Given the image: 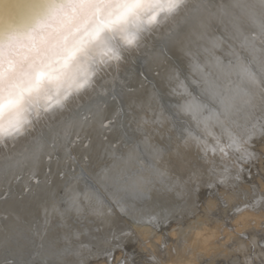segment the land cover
Returning a JSON list of instances; mask_svg holds the SVG:
<instances>
[{
	"label": "clouds",
	"instance_id": "9594fccd",
	"mask_svg": "<svg viewBox=\"0 0 264 264\" xmlns=\"http://www.w3.org/2000/svg\"><path fill=\"white\" fill-rule=\"evenodd\" d=\"M218 6L216 0H178L168 10L166 0H90L76 5L74 13L73 5H65L68 15L49 21L50 26L44 30L37 27L38 21L20 30L34 36V47L33 41L24 39L25 47L14 50L5 35L0 54L4 71L0 79V149L7 151L9 145H17L18 150L8 157L10 163L0 161V181L23 172L25 167L36 166L43 156L63 147L69 138V125L79 129L89 117L97 123L102 121L103 113L90 106L93 99L101 98L107 77L136 59L160 69L162 99L172 97L173 83L182 81L187 88L174 106L170 99L165 106L171 113L167 117L172 124L168 132L176 149L189 150L211 141L224 144L228 150L225 159L233 166L236 160H246L251 137L264 135V73L248 49L242 53L229 45L223 56V71L205 62L196 63L195 58L183 65L153 62L157 53L181 46ZM222 7L227 12V24L232 26L228 35L233 39L239 32L234 25L253 30L258 28L253 18L264 17L261 0H242L239 5L225 0ZM238 58L256 73L255 81L229 71L228 66L235 65ZM40 63L47 65V74L37 80L28 74L34 64ZM170 72L178 73L179 80H169ZM190 105L195 109L187 108ZM85 112L89 114L86 121L85 117L80 119ZM129 141L134 143L135 138L130 136ZM216 178L227 183L231 178L228 167ZM79 179L78 174L69 172L66 182ZM85 179H98L115 195L121 212L139 213L138 204L150 203L167 191L158 174H144L120 160L97 176L88 172ZM82 204L71 205L68 211L86 218L87 209Z\"/></svg>",
	"mask_w": 264,
	"mask_h": 264
},
{
	"label": "bare ground",
	"instance_id": "6f19581e",
	"mask_svg": "<svg viewBox=\"0 0 264 264\" xmlns=\"http://www.w3.org/2000/svg\"><path fill=\"white\" fill-rule=\"evenodd\" d=\"M216 3L219 6L211 10L203 27L191 32L181 46L173 47L163 54L157 53L153 62H176L183 65L195 58L196 63L205 62L210 68L215 66L223 71V56L230 50L229 45L243 53L247 50V39L254 41L259 48L264 37L258 28L249 30L246 26H241L235 39L228 35L232 26L226 22L227 12L222 7L225 0H216ZM232 3L235 4V0ZM23 4L21 0H0V37L34 24L38 16L46 11L48 0H36L28 7L29 14L22 16L25 20L18 25L4 19L5 15ZM159 75L160 69H152L149 64L144 63V59L121 65L106 78L107 87L101 90V98H94L90 105L93 111L103 113L104 124L112 121L111 127H101V121L97 123L89 117L83 127L68 129L69 138L63 147L43 156L36 166L25 167L23 172L0 181V261L8 254L19 257L26 254L53 257L81 242L103 247L109 244L111 237L128 230L122 215L126 217L128 214V222L148 224V229H154L156 225L159 227L161 223L168 224L170 217L182 219L196 211V187L200 183L217 180V174L225 167H228L231 177L240 173V163L243 161L236 160V165L233 166L230 160L225 159L228 150L222 143L208 141L206 145H193L189 150L176 149L168 132L172 128L167 118L171 113L165 110V106L169 99L174 106L186 92L179 87V83H173L172 97L162 99ZM175 75V72H170L169 80L175 81ZM121 81L124 83L121 84ZM113 90L116 100L112 99ZM80 103L84 101L81 100ZM85 116L89 114L83 113L80 119ZM146 128L150 131H145ZM130 136L135 138L134 143L129 141ZM247 149L250 158V141ZM16 150L17 145H9L7 151L0 149V161L10 163L8 157ZM117 160L124 161L144 174H158L167 191L152 198L150 203L138 204L136 207L140 209L139 213L121 212V205L116 202L115 195L98 179H85L88 172L97 176L102 169L108 168ZM69 172L78 174L80 179L67 183ZM74 197L78 199V204L83 202L81 206L86 207V218L68 211L73 205ZM249 203L253 207L241 213L235 222L242 225L241 228H246L253 221L255 226L260 227L264 223V198L258 193L250 198ZM260 203H263V209L256 211L254 206L257 207ZM261 231L264 233V229ZM206 232H197L191 240L195 249H201L207 243L209 236ZM208 244V247L215 248L212 241ZM183 256L185 255L168 264L195 263L191 256L186 259L188 262Z\"/></svg>",
	"mask_w": 264,
	"mask_h": 264
},
{
	"label": "rangeland",
	"instance_id": "374dc122",
	"mask_svg": "<svg viewBox=\"0 0 264 264\" xmlns=\"http://www.w3.org/2000/svg\"><path fill=\"white\" fill-rule=\"evenodd\" d=\"M250 143L252 154L247 160H240L243 161L240 173L231 177L228 183H220L218 179L200 183L196 187V211L182 219L172 218L169 225L161 223L159 227L148 229V224L128 222V214L126 217L122 215L128 230L111 237L109 244L103 247L81 242L53 257L8 254L0 264L10 259L12 262L9 264H44L42 261L47 264H168L182 255H185V260L191 256L194 264H264V233L261 231L264 223L257 227L253 221L246 228H241L242 225L235 222L241 213L253 207L249 203L251 197L259 193L264 198V135H256ZM262 205L260 203L254 209L260 211ZM202 230L207 231L209 238L214 236L213 240L207 238L203 248L195 249L191 240L197 232L204 233ZM210 241L215 244L214 249L208 247Z\"/></svg>",
	"mask_w": 264,
	"mask_h": 264
},
{
	"label": "snow or ice",
	"instance_id": "6c2138e0",
	"mask_svg": "<svg viewBox=\"0 0 264 264\" xmlns=\"http://www.w3.org/2000/svg\"><path fill=\"white\" fill-rule=\"evenodd\" d=\"M90 0H48L46 11L38 16L37 21L39 22L37 27L40 30H44L48 28L49 21L55 20L59 17L68 15L67 10L65 9V5H73L71 11L74 13L76 11V5H84L89 3ZM242 2V0H235V3L239 5ZM178 3V0H166V7L168 10H171L175 7V5ZM261 4L264 5V0H261ZM254 23L257 24V27L259 29V32L262 36H264V17H261L260 19L253 18ZM203 27V25H201ZM236 27L237 31H239V26L234 25ZM8 45L12 49H19L22 47H25L24 43L22 42L24 39H28L30 41H33V47L35 46V38L31 34L22 33L19 30L10 31L8 34ZM214 42V46H215ZM3 45H4V36L0 37V54L3 53ZM245 46L247 47L249 53L251 54L252 58L257 62L259 65L260 71L264 73V48L258 49L256 47V44L254 41L245 40ZM191 54V53H189ZM217 64L219 65V61H217ZM47 65L44 63L40 64H34L32 66V71L28 75H35L37 80L43 78L47 72ZM229 71L238 72V74L245 80H248L249 82H253L256 80V73L252 72L249 68L248 63L243 58H238L235 65H229L228 66ZM4 71L2 68H0V79L3 78ZM175 79L179 80V74L176 73ZM124 82L121 81V84ZM179 87L184 90V92H187V88L184 86L183 82H179ZM114 94L112 96L113 100L117 99V96L115 95V90H113ZM155 96L156 93H153ZM187 108H190L192 110L195 109L194 105L187 106ZM85 121L87 120V117L84 118ZM104 119V118H103ZM135 119V117H133ZM103 121V120H102ZM101 121V127H111L112 121L109 120L108 124L105 125ZM69 128L71 125L68 126ZM65 135H68L67 130L65 131ZM35 158V157H34ZM73 205L78 204V199L76 197L72 200Z\"/></svg>",
	"mask_w": 264,
	"mask_h": 264
},
{
	"label": "water",
	"instance_id": "95a60500",
	"mask_svg": "<svg viewBox=\"0 0 264 264\" xmlns=\"http://www.w3.org/2000/svg\"><path fill=\"white\" fill-rule=\"evenodd\" d=\"M24 4L20 7V8H15V9H13V11H11V13L10 14H7V15H5L4 17V19H9V21H10V23H12V24H15V25H18V24H20L19 22L20 21H22L23 19H24V17H22V16H24V15H26V14H29V9H28V7H30L33 3H35V1L36 0H21ZM25 20V19H24ZM9 28H10V26H9ZM1 31V30H0ZM2 32V31H1ZM108 124V123H107ZM107 124H105V125H107ZM171 219H172V217H170ZM174 218V217H173ZM170 219V220H171ZM173 220V219H172ZM171 220V221H172ZM168 222H170L169 220H168ZM169 225V224H168ZM35 261V260H34ZM36 261H38L37 259H36ZM41 261V260H40ZM10 262H12V260L10 259V260H8L7 262L5 261L4 262V264H9ZM41 263H44V264H47V262L46 261H42ZM12 264V263H11Z\"/></svg>",
	"mask_w": 264,
	"mask_h": 264
}]
</instances>
